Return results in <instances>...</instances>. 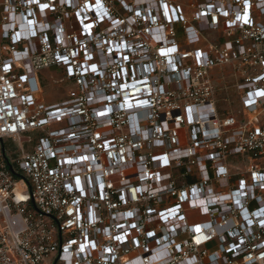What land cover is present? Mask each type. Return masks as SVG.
Here are the masks:
<instances>
[{
	"label": "built area",
	"instance_id": "1",
	"mask_svg": "<svg viewBox=\"0 0 264 264\" xmlns=\"http://www.w3.org/2000/svg\"><path fill=\"white\" fill-rule=\"evenodd\" d=\"M262 93L264 0H0V264H264Z\"/></svg>",
	"mask_w": 264,
	"mask_h": 264
},
{
	"label": "rangeland",
	"instance_id": "2",
	"mask_svg": "<svg viewBox=\"0 0 264 264\" xmlns=\"http://www.w3.org/2000/svg\"><path fill=\"white\" fill-rule=\"evenodd\" d=\"M40 75L49 78L57 79L60 75L55 68L42 72ZM215 88V97L217 100L218 108L230 112H235L239 108V92L237 89V81L232 75L231 68H224L218 70L213 79ZM44 94L42 98L47 103H55L64 100L66 96V87L62 84H52L43 88Z\"/></svg>",
	"mask_w": 264,
	"mask_h": 264
},
{
	"label": "bare ground",
	"instance_id": "3",
	"mask_svg": "<svg viewBox=\"0 0 264 264\" xmlns=\"http://www.w3.org/2000/svg\"><path fill=\"white\" fill-rule=\"evenodd\" d=\"M18 196H21L20 194H18Z\"/></svg>",
	"mask_w": 264,
	"mask_h": 264
},
{
	"label": "snow or ice",
	"instance_id": "4",
	"mask_svg": "<svg viewBox=\"0 0 264 264\" xmlns=\"http://www.w3.org/2000/svg\"><path fill=\"white\" fill-rule=\"evenodd\" d=\"M262 94H264V93H262Z\"/></svg>",
	"mask_w": 264,
	"mask_h": 264
}]
</instances>
